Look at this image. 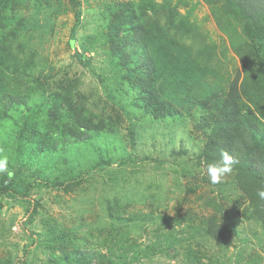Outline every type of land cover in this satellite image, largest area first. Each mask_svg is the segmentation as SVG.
<instances>
[{
	"label": "rangeland",
	"instance_id": "374dc122",
	"mask_svg": "<svg viewBox=\"0 0 264 264\" xmlns=\"http://www.w3.org/2000/svg\"><path fill=\"white\" fill-rule=\"evenodd\" d=\"M243 1L0 0V149L32 186L0 195V264H264ZM211 139L238 153L219 184Z\"/></svg>",
	"mask_w": 264,
	"mask_h": 264
},
{
	"label": "trees",
	"instance_id": "16d2710c",
	"mask_svg": "<svg viewBox=\"0 0 264 264\" xmlns=\"http://www.w3.org/2000/svg\"><path fill=\"white\" fill-rule=\"evenodd\" d=\"M243 1V0H242ZM252 1V0H251ZM256 2L252 7H248V4L243 1V8L240 4L229 3L230 7H233L237 10V14L239 19L242 21V32L244 33L245 37L250 43V48L253 52L254 58L256 62H258V67L260 69V74L262 78H264V28L258 27L255 25L253 20L252 13L257 14L259 11L264 10V0H253ZM74 3V2H73ZM75 33V28H72L71 35L73 36ZM250 132L249 131V135ZM130 135V134H129ZM131 136V135H130ZM251 145L248 148H242L244 150V156L248 157L251 153H254V149L258 146L256 139L253 138L251 135ZM218 140L211 139L210 145L207 149V152L203 158H205L208 162L218 161L221 159L220 153L217 154H210L212 147L213 149L217 148L216 142ZM215 151V150H214ZM236 152H231V155L234 159H237ZM259 183L264 184V173L261 174L260 177L257 179ZM32 187V186H31ZM30 185L23 184L20 180L15 178L14 176L9 180L6 175H0V195H5L10 198L16 197H27L28 190L31 189ZM215 237V236H213ZM216 238V237H215ZM83 263H87V259L82 260Z\"/></svg>",
	"mask_w": 264,
	"mask_h": 264
},
{
	"label": "clouds",
	"instance_id": "9594fccd",
	"mask_svg": "<svg viewBox=\"0 0 264 264\" xmlns=\"http://www.w3.org/2000/svg\"><path fill=\"white\" fill-rule=\"evenodd\" d=\"M3 152L4 150L0 149V174L6 175L11 180L14 173L9 170V157L8 155H3ZM220 155V160L209 162L206 165L207 177L212 184L221 183L224 177L233 172L235 163L233 156L229 155L227 151H222ZM257 196L264 201V187L257 189Z\"/></svg>",
	"mask_w": 264,
	"mask_h": 264
}]
</instances>
